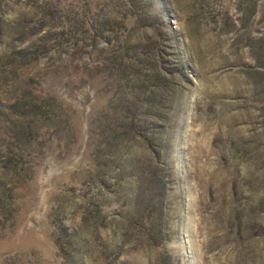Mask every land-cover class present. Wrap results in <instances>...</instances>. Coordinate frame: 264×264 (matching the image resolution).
Here are the masks:
<instances>
[{"label":"rangeland","instance_id":"1","mask_svg":"<svg viewBox=\"0 0 264 264\" xmlns=\"http://www.w3.org/2000/svg\"><path fill=\"white\" fill-rule=\"evenodd\" d=\"M0 264H264V0H0Z\"/></svg>","mask_w":264,"mask_h":264}]
</instances>
